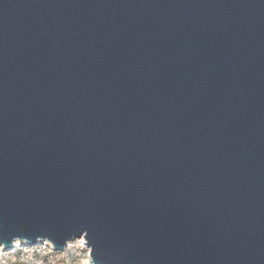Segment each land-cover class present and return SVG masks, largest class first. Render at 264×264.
Listing matches in <instances>:
<instances>
[{
  "label": "water",
  "instance_id": "water-1",
  "mask_svg": "<svg viewBox=\"0 0 264 264\" xmlns=\"http://www.w3.org/2000/svg\"><path fill=\"white\" fill-rule=\"evenodd\" d=\"M91 264H264V0H0V241Z\"/></svg>",
  "mask_w": 264,
  "mask_h": 264
},
{
  "label": "rangeland",
  "instance_id": "rangeland-1",
  "mask_svg": "<svg viewBox=\"0 0 264 264\" xmlns=\"http://www.w3.org/2000/svg\"><path fill=\"white\" fill-rule=\"evenodd\" d=\"M83 238L67 244L64 251H54L50 243H37L32 247L20 245L11 251L0 250V264H82L89 261V249Z\"/></svg>",
  "mask_w": 264,
  "mask_h": 264
},
{
  "label": "bare ground",
  "instance_id": "bare-ground-1",
  "mask_svg": "<svg viewBox=\"0 0 264 264\" xmlns=\"http://www.w3.org/2000/svg\"><path fill=\"white\" fill-rule=\"evenodd\" d=\"M21 244L19 243V242H15L14 243V246L12 247V250L13 249H16L17 247H19ZM0 250H1V247H0ZM11 251V250H10ZM88 260L86 259V260H84L83 262H82V264H86V262H87Z\"/></svg>",
  "mask_w": 264,
  "mask_h": 264
},
{
  "label": "snow or ice",
  "instance_id": "snow-or-ice-1",
  "mask_svg": "<svg viewBox=\"0 0 264 264\" xmlns=\"http://www.w3.org/2000/svg\"><path fill=\"white\" fill-rule=\"evenodd\" d=\"M3 242L0 241V247H2ZM86 264H91V261H87Z\"/></svg>",
  "mask_w": 264,
  "mask_h": 264
}]
</instances>
